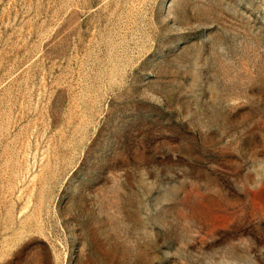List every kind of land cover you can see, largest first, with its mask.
I'll list each match as a JSON object with an SVG mask.
<instances>
[{
    "label": "rangeland",
    "instance_id": "rangeland-1",
    "mask_svg": "<svg viewBox=\"0 0 264 264\" xmlns=\"http://www.w3.org/2000/svg\"><path fill=\"white\" fill-rule=\"evenodd\" d=\"M0 264H264V0H0Z\"/></svg>",
    "mask_w": 264,
    "mask_h": 264
}]
</instances>
